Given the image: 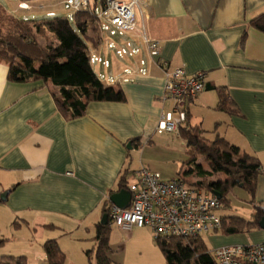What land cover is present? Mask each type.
Listing matches in <instances>:
<instances>
[{"label":"crops","instance_id":"1","mask_svg":"<svg viewBox=\"0 0 264 264\" xmlns=\"http://www.w3.org/2000/svg\"><path fill=\"white\" fill-rule=\"evenodd\" d=\"M64 1L29 0V12L19 11L14 0L9 1L11 8L2 6L12 14L47 17L48 13L66 15ZM144 2L138 18L150 40L159 42V58L152 59L133 35L119 43L132 40L141 48L133 67L145 60V75L125 74L130 61L118 60L114 51L111 60L112 50L104 41L92 48L111 64L96 67V72L117 81L106 84L121 89L124 102H91L83 117L69 119L56 103L52 82H11L9 66L0 62V197L9 192L0 201V240L4 241L0 257H26L28 264H46L44 246L49 240H57L66 258L72 255L68 247L87 256L96 247V227L106 207L113 206L110 197L122 190V180L128 185L143 167L159 172L164 180L176 178L165 179L152 164L153 140L163 135L157 133L158 123L164 112L173 109V101L164 98L165 69L160 60L170 69H185L188 75L207 74L206 89L188 103L190 122L201 127L208 140L225 138L260 161L254 204L264 205V33L250 24L264 13V0ZM218 89H224L231 110L218 108ZM189 156L187 151L184 163ZM197 163L210 170L204 157ZM183 171L177 177H185L191 185L205 180ZM117 230L122 240L117 243L114 237L112 242L122 255L129 245H157L154 238L151 245L148 227L129 233Z\"/></svg>","mask_w":264,"mask_h":264},{"label":"trees","instance_id":"2","mask_svg":"<svg viewBox=\"0 0 264 264\" xmlns=\"http://www.w3.org/2000/svg\"><path fill=\"white\" fill-rule=\"evenodd\" d=\"M22 1L28 3L29 0ZM250 24L264 33V13L253 19ZM48 33L55 37L57 44L44 46L39 42L38 37H46ZM101 43L97 19L89 12L77 13L72 21L66 15L55 14L36 20L9 13L0 5V62L9 66V80L14 83L39 80L52 82L56 89V103L66 118L83 117L91 102L125 101L124 92L121 89L109 88L90 63V51L92 48L97 49ZM218 94V108L223 111L231 110V102L224 89H218ZM204 135L205 131L201 127L191 124L187 110L186 120L179 126V136L195 152L190 154L181 171L186 168L183 171L185 175L197 174L204 177V181L197 182L194 186L220 193L224 205L222 209L232 208L228 196L236 188L249 193L254 203L261 169L260 161L225 138L217 136L210 141ZM199 157L206 159L210 170H205L197 163ZM223 175L225 179L221 178ZM214 176L221 177L212 181ZM120 188H128L126 180H122ZM111 207H106L105 214L109 213ZM263 216L258 207H255L250 219L221 215L222 227L212 235H218L220 232L228 236L249 234L254 229H260L259 222ZM110 235V223L97 225L96 247L86 253L90 261L95 253L96 264L113 263L110 257ZM3 242L0 240V246ZM157 245L167 264H217L203 237H164ZM44 249L46 264H65L66 256L57 240L47 241ZM0 264L28 262L26 257L6 256L0 257Z\"/></svg>","mask_w":264,"mask_h":264},{"label":"built area","instance_id":"3","mask_svg":"<svg viewBox=\"0 0 264 264\" xmlns=\"http://www.w3.org/2000/svg\"><path fill=\"white\" fill-rule=\"evenodd\" d=\"M18 9L29 12L32 6L22 0ZM144 0H65L63 9L69 20L77 13L89 12L97 19L100 39L108 49L115 51L119 58H136L141 54V48L132 40L118 43L115 38L133 35L140 39L145 50L152 59H157L161 53L159 42L152 41L146 34V27L138 18V12H143ZM144 15V14H143ZM47 16H54L48 13ZM161 61L165 69L166 84L164 98L173 101V109L164 112L157 127V133L179 134V126L186 120L188 103L206 89L207 74L198 72L188 75L183 68L170 69L169 64ZM90 63L95 69L98 66L110 67V62L101 57L97 50L90 51ZM130 61L125 74L147 73L146 61L138 60V67ZM136 66V65H135ZM100 79L107 84L117 81L103 74ZM127 190L131 194V206L120 209L112 206L109 213V223L124 233L134 228L148 227L154 233L157 243L164 237L200 238L212 235L222 227L221 215L218 212L224 207L222 199L213 191L191 185L185 177L179 176L173 180H164L159 172L143 167L140 169ZM264 214V205L259 206ZM217 264H264V243L256 245H231L211 250Z\"/></svg>","mask_w":264,"mask_h":264},{"label":"rangeland","instance_id":"4","mask_svg":"<svg viewBox=\"0 0 264 264\" xmlns=\"http://www.w3.org/2000/svg\"><path fill=\"white\" fill-rule=\"evenodd\" d=\"M9 1L11 0H0V4L5 7L11 8L9 5ZM33 15L34 17H32ZM28 17L39 20L44 18L45 14H29ZM122 39L124 38H115L118 43L121 42ZM38 40L44 46L50 44H57V40L50 33H48L46 37H38ZM109 52L110 58L111 60H113V51ZM117 59L122 61L123 63H128V60L132 63H135L136 60L134 57L129 56L127 57V59H122L119 57ZM109 74L111 75V70L109 71ZM153 142H155L156 144L153 147L152 152L154 156L152 162V164L154 165L153 167L162 171L165 174V179L166 177L172 178L175 176L177 178V174L181 172L184 160L187 158V151L189 152V154H193L195 150L188 146L187 143L185 144V141H183V139L176 133H164L163 135L157 136V138H155ZM137 160H140V154L138 155ZM220 177L221 176H216V178L212 179V181L218 180V178ZM228 198L231 201L232 208L220 210L218 212L219 215H236L245 217L247 219L251 218V215L253 214L256 205L253 203V199L251 198L249 193H247L241 188H236L229 194ZM112 227L113 228L110 242L112 249L110 257L113 261L112 264H167L160 247L158 245H152L154 238V233L152 231L151 245L154 248H151V246H148L146 243L139 247H133L132 245H129L128 250H126L125 253L122 255V249L116 248L112 241L114 237H116L117 243L121 242L123 236H120V233L118 232L115 226ZM202 237L205 240L209 250H216L220 247L231 245H256L264 243V230H262L261 228L254 229L249 234H240L235 236H228L223 234V232H220L218 235H215L213 237H211V235H203ZM4 250L9 251V248L5 247ZM68 252H70V254L72 255L67 256L65 264H95V254L92 255V261H90L87 256H80L81 253L78 251L77 248L68 247ZM29 264L45 263H35L31 261Z\"/></svg>","mask_w":264,"mask_h":264},{"label":"water","instance_id":"5","mask_svg":"<svg viewBox=\"0 0 264 264\" xmlns=\"http://www.w3.org/2000/svg\"><path fill=\"white\" fill-rule=\"evenodd\" d=\"M129 148H131V143L128 145ZM219 198H222L221 194L218 192H214ZM9 192H5L1 195L0 197V201H4L6 200L7 196H8ZM110 201L113 203L114 206H116L117 208L120 209H127L130 207V203H131V194L128 190L124 189L121 190L118 193L113 194L110 197ZM109 223V217L108 214H105L103 216V219L101 221L102 225H107ZM259 226L262 230H264V216L262 217V219L259 222Z\"/></svg>","mask_w":264,"mask_h":264}]
</instances>
